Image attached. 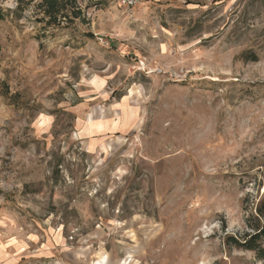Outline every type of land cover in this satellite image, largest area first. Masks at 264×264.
<instances>
[{
	"label": "rangeland",
	"instance_id": "obj_1",
	"mask_svg": "<svg viewBox=\"0 0 264 264\" xmlns=\"http://www.w3.org/2000/svg\"><path fill=\"white\" fill-rule=\"evenodd\" d=\"M0 0V264H264V0ZM88 6V7H87Z\"/></svg>",
	"mask_w": 264,
	"mask_h": 264
},
{
	"label": "trees",
	"instance_id": "obj_2",
	"mask_svg": "<svg viewBox=\"0 0 264 264\" xmlns=\"http://www.w3.org/2000/svg\"><path fill=\"white\" fill-rule=\"evenodd\" d=\"M84 1L89 0H40L37 4L42 15L40 22H44L45 27H55L80 20L82 13L78 5ZM31 3V0H16V8L11 13L22 11ZM7 15L0 7V21ZM246 229L248 231L241 237L231 238V244L240 250L252 252L258 260H264V199L256 206L254 213L249 214Z\"/></svg>",
	"mask_w": 264,
	"mask_h": 264
},
{
	"label": "built area",
	"instance_id": "obj_3",
	"mask_svg": "<svg viewBox=\"0 0 264 264\" xmlns=\"http://www.w3.org/2000/svg\"><path fill=\"white\" fill-rule=\"evenodd\" d=\"M118 2L124 7H132L137 4V0H118Z\"/></svg>",
	"mask_w": 264,
	"mask_h": 264
}]
</instances>
